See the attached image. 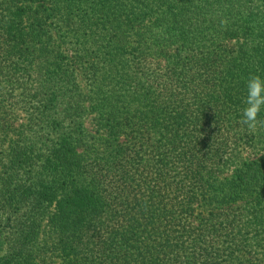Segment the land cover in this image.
Segmentation results:
<instances>
[{
  "label": "trees",
  "instance_id": "1",
  "mask_svg": "<svg viewBox=\"0 0 264 264\" xmlns=\"http://www.w3.org/2000/svg\"><path fill=\"white\" fill-rule=\"evenodd\" d=\"M250 73L264 0H0V264H264Z\"/></svg>",
  "mask_w": 264,
  "mask_h": 264
},
{
  "label": "clouds",
  "instance_id": "2",
  "mask_svg": "<svg viewBox=\"0 0 264 264\" xmlns=\"http://www.w3.org/2000/svg\"><path fill=\"white\" fill-rule=\"evenodd\" d=\"M245 89L240 123L248 131L253 132L258 125L264 123L260 120L261 113L264 112V76L259 73H250L245 79Z\"/></svg>",
  "mask_w": 264,
  "mask_h": 264
},
{
  "label": "rangeland",
  "instance_id": "3",
  "mask_svg": "<svg viewBox=\"0 0 264 264\" xmlns=\"http://www.w3.org/2000/svg\"><path fill=\"white\" fill-rule=\"evenodd\" d=\"M91 119H90V121H92L93 120V117H92V115H90L89 116ZM25 119V116H24V113L23 114H20V121H22V120H24ZM87 122H89V121H87ZM157 132H159V131H157ZM161 135V134H160ZM159 135V136H160ZM158 136V137H159ZM3 149V145H0V171H1V169H2V164H3V160H2V152H1V150ZM244 155V154H243ZM48 225H46V226H44V231H46V229H48V227H47ZM257 233V236H258V239L260 238V237H264V235H263V232L261 231V232H256ZM260 233V234H259ZM258 244H259V242H258ZM260 245V251H261V253H262V256L264 257V244H259ZM44 260H45V264H62V260H61V258L59 257V256H57L56 254H52V252H47L46 253V255L44 256Z\"/></svg>",
  "mask_w": 264,
  "mask_h": 264
}]
</instances>
